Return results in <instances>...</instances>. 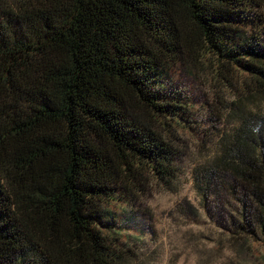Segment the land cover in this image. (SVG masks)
<instances>
[{
  "label": "trees",
  "instance_id": "16d2710c",
  "mask_svg": "<svg viewBox=\"0 0 264 264\" xmlns=\"http://www.w3.org/2000/svg\"><path fill=\"white\" fill-rule=\"evenodd\" d=\"M198 49L236 98L211 112L228 126L196 188L228 174L226 230L264 248L260 0H0V264L137 262L124 216L148 184L176 187L160 133L193 128L170 74Z\"/></svg>",
  "mask_w": 264,
  "mask_h": 264
},
{
  "label": "rangeland",
  "instance_id": "374dc122",
  "mask_svg": "<svg viewBox=\"0 0 264 264\" xmlns=\"http://www.w3.org/2000/svg\"><path fill=\"white\" fill-rule=\"evenodd\" d=\"M260 12L264 15V0ZM206 56L198 49L171 71L172 88L195 103L194 125L179 130L174 138L160 133L180 155L181 173L174 190L151 183L130 201L125 227L140 238L131 241L138 257L133 264H264V248L255 238L226 230L240 210L230 187H236L234 180L223 173L221 185L207 192L205 200L196 188L194 175L207 166L219 147L218 135L228 126L209 120L211 112L222 111L217 100L236 98L221 92L220 83L211 76L213 60Z\"/></svg>",
  "mask_w": 264,
  "mask_h": 264
},
{
  "label": "clouds",
  "instance_id": "9594fccd",
  "mask_svg": "<svg viewBox=\"0 0 264 264\" xmlns=\"http://www.w3.org/2000/svg\"><path fill=\"white\" fill-rule=\"evenodd\" d=\"M258 131V129H256Z\"/></svg>",
  "mask_w": 264,
  "mask_h": 264
}]
</instances>
